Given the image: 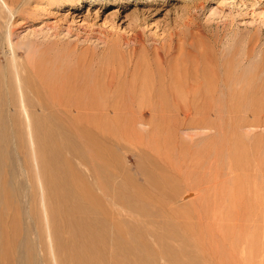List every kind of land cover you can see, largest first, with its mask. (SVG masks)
<instances>
[{"label":"rangeland","instance_id":"1","mask_svg":"<svg viewBox=\"0 0 264 264\" xmlns=\"http://www.w3.org/2000/svg\"><path fill=\"white\" fill-rule=\"evenodd\" d=\"M7 2L11 11L0 1L1 62L6 61L5 53L11 57V42L18 47V56L23 58L32 48L29 39H37L40 44L35 48L49 53L63 52L65 67L69 69L65 71L76 70L91 82L99 81L105 85L107 79L115 75L113 86L118 87L125 98V102L119 105L121 115L117 117L110 114L74 121L75 125H85L101 136L104 131L110 140L100 142L101 150L106 154L107 146L110 147L117 159L112 165L103 162L104 166L98 171H90L88 165L79 163L86 173L82 181L59 182L44 178L38 149L32 140L33 128L24 115L19 120L24 131V147L16 144V136L10 131L4 184L11 190L17 208L7 212L6 227L16 224L17 239L24 246L27 240L33 241L31 248L36 252L35 264H92L88 258L67 256L65 259L68 253L76 255L78 251L84 254L85 245L106 247L102 251L106 264H114L113 256L122 258L127 252L143 255L144 228L129 224L118 229L113 224V220L119 218L136 220L141 216L111 205L114 192L104 188L103 182L115 176L119 181L114 186H121L125 189L122 195L131 198L144 196V189L151 191L137 172L136 165L159 175L153 162L160 164L161 155L153 152L152 145L163 146V154L171 157V167L188 176V179L179 178L180 190L175 193L177 198L172 207L182 216L193 217L194 235L188 236L191 243L196 241L197 244L194 246L196 264H264V0ZM137 23L145 47H139L134 55H130L129 46L124 41L125 37L132 35V28ZM118 41L121 47L117 45ZM214 61H217L216 67L224 69L226 65L225 71L233 73L234 77L240 76V84H236L240 89L243 87V95L226 101L219 114L194 113L184 117L179 108L189 106L190 101H175L171 91L173 81L186 77L194 81L196 76L192 72H198L196 75L202 77L203 69L210 71ZM250 80V88L245 89L243 82ZM232 84L233 79L223 87L224 91L232 89ZM144 85L147 86L146 92L140 90ZM136 88L138 94L133 95ZM144 93L148 94L147 99ZM70 124L73 128L72 122ZM75 139L88 156L90 150L82 142L85 137L75 133ZM198 151L202 154L198 155ZM124 165L132 180L120 183ZM194 166L197 167L193 170ZM60 187L86 192L81 204L91 211L84 214L72 212L74 218L105 222L90 224L88 228L77 226L78 229L68 225L56 197ZM68 203L75 204L74 201ZM120 233L128 238V249L118 247ZM148 236L152 247L158 248ZM53 240L56 243H52ZM14 247L12 244L13 251ZM55 253L59 254L56 258L62 257L60 261L55 259ZM45 256L48 260L44 259ZM118 263L125 264L122 259ZM156 264L169 263L159 257Z\"/></svg>","mask_w":264,"mask_h":264},{"label":"bare ground","instance_id":"2","mask_svg":"<svg viewBox=\"0 0 264 264\" xmlns=\"http://www.w3.org/2000/svg\"><path fill=\"white\" fill-rule=\"evenodd\" d=\"M0 1L5 8L11 11V6L8 4L9 1ZM10 14L13 15L14 13L12 12ZM138 26V23L134 25L132 28V35L125 37L124 43L129 46L128 49L130 55H134L139 47H145L143 40L140 38V29ZM11 34L12 33L10 32L9 39H11ZM28 43L32 48L27 52L25 57L20 58V56H18V47H15L11 42V57H8L5 53L3 57H5L6 61H0V264H35L36 260V252L31 248V246H33V241L30 242V240H27V244L24 246V243H20V240L17 239L18 229L16 224L13 223L12 226L9 224L10 228L6 227L9 219L7 212L16 209L17 207L15 206L16 204H14L11 190L4 184V181L6 180H4V171L5 166L8 164L7 152L9 148V137H11L10 131L16 136V144L21 147L25 146L23 126L21 122H19L20 117L24 115L33 128L32 140L37 147L36 150L38 149L39 164L41 170L44 172V178L59 180V182H69L73 179L82 181L85 179L86 173L82 171L83 169L81 170L79 163L88 165L89 169H91L90 171H93L92 169L98 171L101 169L103 162L105 161L107 162L106 164L112 165L114 162L113 160L116 158V154L114 153L115 151L108 146L107 153L104 154L102 152L100 142L110 140L108 136L104 135L106 134L104 131L102 134L103 136H101V133H93L91 129L84 127L85 125H75L74 121L81 118H102L101 116H108L110 114H113L112 117H117L119 114L121 115L119 105L125 102V98L119 93L118 87L116 85L117 88L113 86L115 84V75H112L107 79L108 83L106 85L99 81L91 82L90 79L83 74L81 75L76 70L65 71L69 69L65 67L64 59L62 58L64 56L62 51L59 50L49 53L46 50H40L37 47L35 48V46L40 44L37 39H29ZM117 45L120 47L122 46L119 41ZM121 54L123 55L124 51H122ZM158 55L160 56L159 52ZM215 58L216 57L214 56V58L212 57L211 59ZM164 59H166V57ZM215 62L217 61L212 63V66L209 69L210 71L206 68L203 69V72L200 75L202 77L196 75L198 72H192V70L191 72L195 74L197 80L190 81L191 78L184 77L185 79L180 81H173L171 91L175 97V101L179 103L184 101L187 103L190 101V104L188 103L189 106L185 104L186 106L183 105L179 108V113L184 117H190L194 113L205 115L217 112L219 114V112L224 109L226 101L229 100L230 102V100H235L243 95V87L241 89L239 87L240 76L237 78L234 77L233 73L231 74V72L225 71V64H223L225 65L224 69L216 67L217 65H215ZM197 69H194V71H197ZM189 76H192V74ZM231 79L234 81V85L232 84L233 88L231 87L232 85H230L232 89L225 92V88L223 89V87L226 84H229ZM236 83L239 84L237 85ZM251 84V80L247 82L244 81L242 86L246 89L250 88ZM226 87L228 88V86ZM140 90L146 92L147 86H141ZM133 92V95L138 94L137 88L133 90ZM255 95L256 94L253 96L255 97ZM143 96L145 99L148 98V94L146 93H144ZM149 96L151 97L152 93ZM143 112L144 111H141V113ZM71 122L73 128L71 127ZM75 133L80 135V137H85V141L82 139V142L85 145V148L90 150L91 155L89 154L88 156H85L84 148L82 149L79 145L80 143L75 139ZM99 136L102 137V140H100ZM151 148L153 149V152L161 155L159 157L160 164L153 162L155 167L159 170V175H153V173L146 169L147 167L143 168L141 165H136L137 172L144 178V183L151 187V189H149L151 191L144 189V196L140 195L136 198H131L125 194L122 195V193H125V189H122L121 186H114L115 182L119 181L115 176L112 179L103 182V184H105L104 188L114 192L111 205H116L120 207V210L131 211L141 216V219L137 218L136 220H128L126 218L113 220L115 227L120 229L123 226L135 224L133 226L144 228L143 255H141L142 253L136 255L127 252V255H124L122 258H118V255L117 257L113 256V263L119 264L118 262L122 259L125 264H137L141 262H144V264H156V260L159 257H164L169 264H196L197 255H194V246L197 244L196 241L195 243L192 242V244L188 236L194 235L193 217L186 215L182 216L172 207L175 198H177L175 193L179 189V178L188 179V176L187 174L178 171L177 168L171 167L169 163L171 157L169 158V155L163 154L164 152L161 149L163 146L152 145ZM168 152L171 151L169 150ZM198 152V155L202 154L201 151ZM195 167L197 166H194L193 170ZM51 170L55 171L51 172ZM100 173L102 172H99V174ZM95 176L97 175L95 174ZM97 178L99 179L100 177L97 176ZM105 179H102V181ZM121 179L123 180H120V183L132 180L129 169L125 165L121 170ZM110 183H113V186L110 185ZM68 189L70 188L60 187L58 193L56 192L57 200L61 204V210L64 211L63 216L65 215V217H67L68 225L73 226V228H77V226H85L88 228V226H91L90 224H102L105 222L101 220H86L83 217H79L80 215L78 216V219L74 218L72 212L84 214L91 210L81 204L82 200L85 201V196L83 194H86L83 189L81 191L76 190V192ZM179 199L180 198H178V200ZM94 200L96 201V199ZM166 200L168 202H166ZM70 201H74L75 204H72L71 206L68 203ZM49 209H53V207L49 206ZM15 211L17 212V210ZM119 235L121 236L117 237L118 247H120V249H128V238L121 233ZM146 236L152 238L154 241L153 243H156L158 248L152 247V242L147 239ZM54 241L55 240H53L52 243ZM70 242L72 244V240ZM12 244L15 246L14 251L11 248ZM53 247H55V245H53ZM60 247L61 245L59 248ZM85 247L86 252L84 254L77 253L78 251L76 252V255L73 254L74 252L68 253L65 259L67 260V256H70L73 259L88 258L92 264H100L99 261L104 260L102 259L104 255V252L102 253V251L106 247L103 248L100 245H85ZM55 250L54 252H56ZM58 255L55 253L54 257L60 261L62 257L60 256V258H56ZM19 258H23V260H19ZM44 259L48 260L46 256ZM106 260L107 259L104 260V263L101 261V263L106 264Z\"/></svg>","mask_w":264,"mask_h":264}]
</instances>
